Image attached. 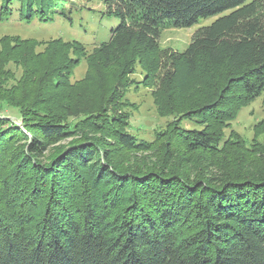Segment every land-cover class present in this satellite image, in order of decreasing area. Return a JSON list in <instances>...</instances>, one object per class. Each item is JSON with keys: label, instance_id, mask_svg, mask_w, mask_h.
I'll return each instance as SVG.
<instances>
[{"label": "trees", "instance_id": "obj_1", "mask_svg": "<svg viewBox=\"0 0 264 264\" xmlns=\"http://www.w3.org/2000/svg\"><path fill=\"white\" fill-rule=\"evenodd\" d=\"M106 4L120 24L91 55L75 40L38 53L35 40L0 39V264H264V142L226 133L264 93V0ZM53 7L0 0V23L53 22ZM215 16L181 55L188 75H214L194 104L169 108L152 142L129 132L112 94L89 110L67 95L90 75L71 81L82 60L114 69L135 51L116 85L124 94L137 59L150 76L140 55L163 29Z\"/></svg>", "mask_w": 264, "mask_h": 264}, {"label": "rangeland", "instance_id": "obj_2", "mask_svg": "<svg viewBox=\"0 0 264 264\" xmlns=\"http://www.w3.org/2000/svg\"><path fill=\"white\" fill-rule=\"evenodd\" d=\"M52 1L54 2V7L51 8L54 10L53 22L48 21L52 18L48 15L45 21L37 19L31 25L0 23V39L20 37L23 40H35L38 53H44L47 43L54 39L75 40L86 46V55H91L95 46L107 42L111 30L120 24L118 18L107 14L106 0ZM253 1L255 0H246V4ZM218 17L201 19L190 28L163 29L157 50L140 55L142 63L147 65L146 69L150 72V76H147L145 69L141 67L140 60L137 59L134 66L135 73L130 75L129 79H133L138 84L128 88L124 94L116 85H120L121 78L126 74L124 67L135 59V51L128 52L114 69L98 71L99 65L96 66L98 59L94 57L90 70L86 59L82 60L74 69L71 81L78 84L85 80L88 71L90 75L74 90H69L67 95L75 99L77 105L89 110L93 104L101 101L104 95L112 94L115 97V103L110 106V109L129 117V132L140 141L152 142L156 134L172 122L173 117L167 115L169 108L176 109L177 105L183 102L187 105L194 104L196 102L194 98L199 94L194 91L202 88L203 85L202 89L205 90L206 82L212 74L214 75L212 70L203 68L196 75H188L182 64L181 55L191 43L195 32L201 27L211 25ZM69 56L75 58L72 53ZM7 70L11 71L16 79L22 75V69L12 63L8 65ZM146 77L150 80H147L145 84ZM190 97L192 98L188 99ZM9 114L17 125L21 126V121L16 119V115L12 112ZM181 126L185 129L191 127L187 122H183ZM231 131L239 134L248 144L254 140L264 142V93L249 106L239 110L236 119L226 130L227 135Z\"/></svg>", "mask_w": 264, "mask_h": 264}]
</instances>
